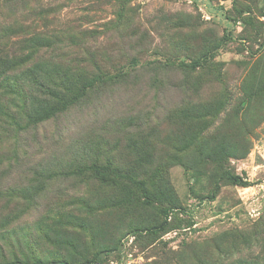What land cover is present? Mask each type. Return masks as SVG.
<instances>
[{
  "label": "rangeland",
  "instance_id": "1",
  "mask_svg": "<svg viewBox=\"0 0 264 264\" xmlns=\"http://www.w3.org/2000/svg\"><path fill=\"white\" fill-rule=\"evenodd\" d=\"M29 3L45 11L37 14L33 29L63 28L73 37L83 33L96 54L95 65L127 73L121 94L105 97L96 111L86 104L47 123L40 136L51 138L36 148H76L96 119L115 116L120 121L140 111L146 116L159 105L163 116L181 102L184 108H213L211 116L192 120L182 130L173 114L161 131L143 129L134 137L121 133L114 166L103 162L110 175L80 176L84 199L69 206L73 223L53 229L64 233L67 247L58 242L51 247L72 261L78 255L71 243L90 258L101 253L103 259L94 264H264V0ZM9 12L13 18L0 22L13 23L15 14ZM27 23L32 25L31 16ZM194 128L202 135L196 143L208 136L203 149L183 142L185 131ZM158 135L162 143L156 142ZM5 146L0 155L8 150ZM228 174L248 178L251 185H235ZM59 180L55 189L73 193L71 185H79L74 179ZM51 195L42 197L40 214L0 195V218L10 214L19 223L46 221ZM59 195L55 205L61 209L71 197L65 191ZM163 209L168 231L150 233L146 228L166 218ZM51 237L55 241L56 235Z\"/></svg>",
  "mask_w": 264,
  "mask_h": 264
},
{
  "label": "trees",
  "instance_id": "2",
  "mask_svg": "<svg viewBox=\"0 0 264 264\" xmlns=\"http://www.w3.org/2000/svg\"><path fill=\"white\" fill-rule=\"evenodd\" d=\"M30 1L0 2V19L12 17L10 10L15 14L13 23L0 22V146L6 148L7 145L8 148L0 155L4 160L0 161V195L5 199L22 201L21 205L29 209L33 206V210L40 214L45 210L42 197L48 199L52 192L46 204L50 205V214L46 221L38 224V220L35 224L25 223L24 220L19 223L16 221L18 218L10 214L0 218V264H94L103 259L101 253L97 252L90 258L71 243L69 246L78 255L77 260L72 261L62 251H55L51 247L56 242L62 244L63 239L67 238L59 231L55 234L53 229L73 223L74 210L69 206L82 204L80 200L84 197L81 194L83 183L80 176L89 173L97 177L110 175L103 162L114 166L121 133H133L134 137L143 129L161 131V127L172 120L173 114L180 119L177 125L182 130V125L187 128L192 120L194 123L211 116L213 108L199 104H187L184 108L181 102L167 108L163 116L159 105L146 116L140 111L129 116L126 114L128 118L124 115L120 121L115 116L101 122L96 119L98 121L93 122L86 131L87 135L81 141H76V148L68 150L71 145L52 151L36 148L51 138L48 134L44 139L40 136L42 129L47 130V123L59 121L63 115L86 104H91L96 111L97 104L105 97H114L116 91L121 94L127 82V73L112 69L108 71V68L95 65L96 54L84 40L83 33L73 37L66 34L63 28L56 29L58 31L33 29L39 21L37 14L42 15L45 11L40 9L38 12ZM28 16H31L32 25L27 23ZM168 83L176 85L174 82ZM158 84L160 88L164 87V84ZM188 102L193 103L194 100ZM185 133L184 143L205 148L208 136H205L204 143L198 144V136H202L200 130L198 135L195 128L192 132L187 129ZM161 137L158 135L156 142L162 143ZM32 140L35 145H32ZM129 141L134 146L138 145L136 139ZM179 143H182L180 139ZM29 150H35L33 156ZM63 151L70 153L63 157ZM228 177L235 185H251V181L241 175L228 174ZM59 179H74L79 185H71L74 187L73 193L62 186L55 189ZM63 184L67 186L68 183ZM64 191L71 198L67 206L59 209L55 205L56 199ZM86 204L89 207L88 202ZM163 212L166 218L160 224L146 228L147 231H168V211L163 209ZM14 221L16 223L12 227L7 226ZM51 235H56L55 241ZM60 246L62 249L67 247L63 244Z\"/></svg>",
  "mask_w": 264,
  "mask_h": 264
}]
</instances>
